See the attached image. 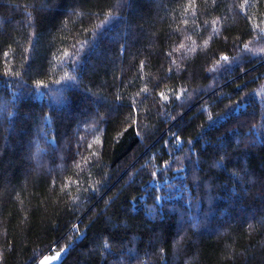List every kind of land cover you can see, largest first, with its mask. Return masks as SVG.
<instances>
[{
  "label": "trees",
  "instance_id": "trees-1",
  "mask_svg": "<svg viewBox=\"0 0 264 264\" xmlns=\"http://www.w3.org/2000/svg\"><path fill=\"white\" fill-rule=\"evenodd\" d=\"M261 29L264 0H0V264H264Z\"/></svg>",
  "mask_w": 264,
  "mask_h": 264
},
{
  "label": "rangeland",
  "instance_id": "rangeland-1",
  "mask_svg": "<svg viewBox=\"0 0 264 264\" xmlns=\"http://www.w3.org/2000/svg\"><path fill=\"white\" fill-rule=\"evenodd\" d=\"M57 253H62V257L64 256V254L66 253V249L64 250H58V251H54V252H48V253H45L40 259L39 261L36 262V264H40V262L45 258V257H51V256H55ZM61 260V259H60ZM56 261V260H53V261H50V264H58L59 261Z\"/></svg>",
  "mask_w": 264,
  "mask_h": 264
},
{
  "label": "snow or ice",
  "instance_id": "snow-or-ice-1",
  "mask_svg": "<svg viewBox=\"0 0 264 264\" xmlns=\"http://www.w3.org/2000/svg\"><path fill=\"white\" fill-rule=\"evenodd\" d=\"M245 2H247V0H245ZM261 32H264V29H261ZM225 60L227 59V57L224 58ZM166 99V97H165ZM62 258V253H57L55 256H51V257H45L40 264H50V261L53 260H60Z\"/></svg>",
  "mask_w": 264,
  "mask_h": 264
}]
</instances>
